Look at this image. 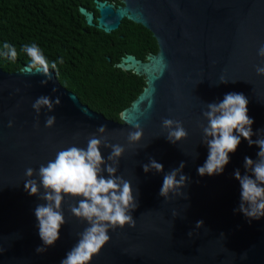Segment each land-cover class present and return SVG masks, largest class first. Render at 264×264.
I'll list each match as a JSON object with an SVG mask.
<instances>
[{"label": "water", "instance_id": "95a60500", "mask_svg": "<svg viewBox=\"0 0 264 264\" xmlns=\"http://www.w3.org/2000/svg\"><path fill=\"white\" fill-rule=\"evenodd\" d=\"M95 2L97 22L94 11L80 6L88 25L111 33L128 18L157 39L158 51L146 60L127 53L116 63L146 80L143 91L121 111L141 123L144 136L135 148H127V133L135 129L84 103L54 70L53 80L43 86L40 81L46 77L22 74L28 64L16 71L0 65V264H60L77 243L88 224L70 212L78 199L66 196L60 240L45 253L35 251L42 241L34 209L45 201L24 190L25 170L38 171L60 149L86 147L87 138L102 124L111 143L127 148L117 174L131 182L134 192L139 189V207L133 213L135 227L110 230V242L90 264H264V218L249 223L243 213L234 212L240 185L233 172L239 168L243 174L244 157L256 160L258 147L242 139L223 174L201 177L197 172L208 156L199 127L201 121L207 123L202 116L207 103L221 101L227 93H242L258 133L253 139L264 129V76L256 73L257 65L264 66L257 54L264 45V0ZM221 77L228 83H220ZM53 87L58 92L53 93ZM41 95L53 100L59 96L62 103L51 112L42 109L37 117L32 104ZM50 115L56 123L46 127ZM165 118L182 121L188 138L175 145L168 142L162 128ZM101 151L107 159L111 149ZM150 158L162 163L165 173L186 162L184 173L192 183L182 191L190 199L166 201L159 196L164 173L144 172L142 165ZM174 211L179 215L173 216ZM198 220L204 227H195Z\"/></svg>", "mask_w": 264, "mask_h": 264}, {"label": "clouds", "instance_id": "9594fccd", "mask_svg": "<svg viewBox=\"0 0 264 264\" xmlns=\"http://www.w3.org/2000/svg\"><path fill=\"white\" fill-rule=\"evenodd\" d=\"M5 57L16 60L17 49L10 43L3 44ZM22 51L29 58L28 65L22 70L23 75L40 74L46 79L40 81L41 85L47 86L53 80L52 70L57 69L59 61H49L42 49L35 43L24 45ZM258 56L264 58V45L257 50ZM256 73L264 76V66L257 65ZM58 75V72H55ZM220 83L228 81L221 77ZM19 91V89H17ZM52 92H58L56 87ZM59 96L52 99L47 95H41L32 104L37 117L42 109L54 111L56 106L61 105ZM249 100L242 93L231 92L225 94L218 102L207 103V110L202 113L203 120L199 123L202 130V143L208 149V156L202 166H198L197 172L201 177L223 174L225 167L230 163V154H234L242 139L247 140L248 145L258 147L257 159L244 157L245 172L242 174L237 168L233 172L234 178L240 185V203L234 209L236 213H243L251 223L253 220L264 218V129L253 131L254 120L248 115ZM121 119L134 131L127 133V148H135L140 144L144 136L141 123L128 119L121 113ZM56 123L55 116H47L45 126L52 127ZM9 127L13 126L10 120ZM162 128L166 130V139L171 144L186 140L188 131L183 122L165 118ZM99 134V138L97 136ZM80 133L76 134L78 139ZM102 148L111 149L107 159L102 154ZM127 148L121 144H113L109 141L107 126L100 125L96 133L87 138L86 147L71 145L57 151L54 159L47 164H41L38 171L29 167L25 170L28 179L24 182V190L32 196H38L45 203L38 204L34 209L37 220L38 234L42 246H37L38 254L45 253L48 248L54 247L61 238L62 226L66 223L63 213L65 197L78 199L77 204L70 205V212L81 221H86V227L78 234L77 243L66 253L60 264H90L93 257L110 242V230L135 227L136 221L133 213L139 207V200L129 180L118 175L120 159L124 156ZM198 155V154H197ZM145 173H164L163 184L159 196L166 201L173 197H190L182 191L187 188L192 179L184 173L186 162L181 161L178 167L165 173L164 165L155 158H150L148 163L142 165ZM108 175L105 176L104 173ZM43 188V193H41ZM190 207V205L188 206ZM173 212V216H178ZM204 221L195 223L197 229L204 227ZM192 235L191 232L188 233ZM221 235H224L221 233ZM246 258V254L245 257Z\"/></svg>", "mask_w": 264, "mask_h": 264}, {"label": "trees", "instance_id": "16d2710c", "mask_svg": "<svg viewBox=\"0 0 264 264\" xmlns=\"http://www.w3.org/2000/svg\"><path fill=\"white\" fill-rule=\"evenodd\" d=\"M120 3V0H111ZM80 6L95 10V0H0V65L16 71L29 63L24 45L37 44L57 63L61 83L81 100L108 118L120 121V113L143 91L144 76L116 66L133 53L146 59L157 52L153 32L124 18L111 33L88 25ZM18 52L16 60L2 55L4 43Z\"/></svg>", "mask_w": 264, "mask_h": 264}, {"label": "flooded vegetation", "instance_id": "af4514ba", "mask_svg": "<svg viewBox=\"0 0 264 264\" xmlns=\"http://www.w3.org/2000/svg\"><path fill=\"white\" fill-rule=\"evenodd\" d=\"M108 1H110V2H115V1H111V0H108ZM121 1V0H120ZM89 9V8H88ZM89 10H91V11H94V13H95V22H97V17L100 15V13H97L95 10H93V9H89ZM99 11V10H98ZM137 56V55H136ZM138 57V56H137ZM139 58V57H138ZM140 59H142V58H140ZM143 60H146V59H143Z\"/></svg>", "mask_w": 264, "mask_h": 264}]
</instances>
